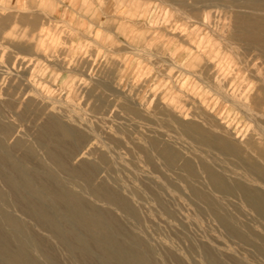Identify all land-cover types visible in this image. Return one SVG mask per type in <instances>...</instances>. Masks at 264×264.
Instances as JSON below:
<instances>
[{"label":"rangeland","instance_id":"1","mask_svg":"<svg viewBox=\"0 0 264 264\" xmlns=\"http://www.w3.org/2000/svg\"><path fill=\"white\" fill-rule=\"evenodd\" d=\"M137 3L129 12L139 19L129 15L116 19L123 33L120 41L135 54L133 70L138 85L133 86L131 94L111 86L95 94L91 107L81 116L84 127L67 125L81 133V144H76L71 135L53 133L49 122L66 123L39 110L31 97L24 98L27 89L21 88L24 79L37 70L35 62L0 65V87L7 97L0 101L4 115L0 154L6 157L0 169V186L10 194V211L26 225V231L19 235L20 230L7 222L0 206V249L7 245L10 255L16 259L21 256L18 260L3 259L0 250V262L23 264L24 256L29 264H131L133 260L132 264H139L137 255L144 254L145 264H264V188L249 186L238 178L253 171L256 176H264V155L254 147L264 148V0ZM208 10L212 11L211 21L204 24L202 14ZM176 24L189 30L203 28L199 37L190 33L197 43L191 44L180 32L170 31ZM47 63L49 68L59 67L54 61ZM86 63L100 65L99 60ZM91 70L97 72L100 82L108 84L99 68ZM5 78L7 86L3 85ZM148 84L160 87L152 94V109L145 111L140 97ZM88 99L85 96L86 103ZM60 142L66 147L74 145L77 153L69 156L65 148H56L68 168L80 169L88 176L90 187L82 191L86 201L79 208L81 213L93 215L91 207L103 206L108 209L106 218L93 215L94 221L88 223L77 219L53 194L63 189L61 180L68 172L50 163L46 149ZM20 168L35 176L31 185L7 188L1 177H18ZM44 181L52 187L42 186ZM63 190L77 198L68 186ZM105 190L127 198L135 213L123 210L119 203L117 207L115 201L104 196ZM43 213H53L50 217L55 215L56 223L59 219L57 224H62V234L67 235L58 236V230L53 231L57 224L40 217ZM79 240H84L88 249L81 248Z\"/></svg>","mask_w":264,"mask_h":264},{"label":"clouds","instance_id":"2","mask_svg":"<svg viewBox=\"0 0 264 264\" xmlns=\"http://www.w3.org/2000/svg\"><path fill=\"white\" fill-rule=\"evenodd\" d=\"M137 6V0H0V65L7 67L11 61L15 67L17 61L35 62L37 70L24 79L21 88L27 89L24 98L31 97L33 105L55 115L61 123L84 127L81 116L102 87L123 88L131 94L133 86L138 85L133 70L135 54L120 41L123 33L116 19L131 16L129 9ZM211 17L212 11H205L202 23H210ZM170 31L180 32L195 44L197 40L190 33L199 37L203 28L189 30L176 24ZM93 60H99L100 65L86 63ZM47 61L59 67L49 68ZM92 67L106 74L108 84L99 81ZM3 85L7 86V78ZM159 87L148 84L143 90L140 100L145 111L152 109V94ZM85 96L89 97L87 103ZM176 98H180L179 92ZM5 99L0 87V101ZM108 130L114 132L111 127ZM254 147L264 155V148ZM259 187L264 188V183Z\"/></svg>","mask_w":264,"mask_h":264},{"label":"bare ground","instance_id":"3","mask_svg":"<svg viewBox=\"0 0 264 264\" xmlns=\"http://www.w3.org/2000/svg\"><path fill=\"white\" fill-rule=\"evenodd\" d=\"M2 121H4V115H3V113L0 111V122H2ZM253 121H255V120H253ZM180 122V121H179ZM254 123V122H253ZM48 125H51V126H49L50 128H51V130H52V132L53 133H59V132H61V134L62 133H64V134H67V135H71L72 136V139H74V140H76V144H81L82 143V140H83V136L81 135V133L79 132V131H77L76 132V129L75 128H73V127H71V126H67V124L66 125H64V124H58L56 121H51V122H49V124ZM180 125V124H179ZM182 125V124H181ZM257 125V124H256ZM181 127V126H180ZM200 128H201V126H199ZM188 128H189V126H188ZM184 130V129H183ZM191 130V129H190ZM189 131H187L186 133H188ZM196 133V132H195ZM107 134V133H106ZM190 134H192V132H190ZM198 134V133H197ZM66 136V135H65ZM215 136H217V135H215ZM111 137H112V135H111ZM198 137L200 138V136L198 135ZM213 137V136H212ZM214 138V137H213ZM45 142V141H44ZM40 143V142H39ZM41 145H43L42 143H40ZM88 144V143H87ZM222 145H223V143H221ZM2 145V139H1V137H0V146ZM36 145V144H35ZM57 147H62V148H65V153L67 154V155H69V156H73L76 152L74 151V149H75V147H74V145H68L67 147L66 146H63L62 145V143L60 142V143H55L54 145H53V147H49V148H47L46 149V156H47V158H48V160L50 161V163L52 164V165H56V167L58 166V168H59V170H61V171H63V170H66L67 172H68V174H67V177L66 178H63L61 181H62V184H61V187L63 188V189H66V186H68L69 188H70V190L71 191H73L75 194H76V196H77V198H74L73 197V195H72V197L73 198H71V197H69L68 195H67V193L62 189L61 191L60 190H58V191H54V193L53 194H55L56 196H58L59 198H61V200L64 202V208H65V210L68 212V213H70L73 217H76L77 219L78 218H83V220H85V221H87V223L88 222H91V220H93V215L94 216H102L103 217V219L104 218H106L107 217V213H108V209L106 210V208H104L103 206L102 207H100V206H97V205H95L94 207H91L90 208V211L93 213V215H88V214H86L85 215V213L84 214H82L81 213V211H80V207H82L83 205H84V203H83V201H86L84 198H85V196L83 195V193H82V191H84L85 189H87L88 188V176L86 175V174H84V171H82V170H80V169H72V168H68V166H67V161L64 159V156H63V154L61 153V151L59 152L57 149ZM80 147V146H79ZM85 147V146H84ZM224 147L227 149V150H230V151H232V148L227 144V143H224ZM57 148V149H56ZM75 152V153H74ZM28 153H31V152H28ZM64 153V154H65ZM77 154V153H76ZM103 155H105V154H103ZM106 156V155H105ZM30 157V156H29ZM63 157V158H62ZM47 158H46V160H47ZM25 160H27V159H25ZM0 163H1V166H0V169H3L4 168V165H5V163H6V157L4 158L3 157V154L1 155L0 154ZM88 164L89 163H86V165L88 166ZM93 164V163H92ZM95 164V163H94ZM211 164V163H210ZM91 165V164H90ZM97 164H95L94 166L95 167H97L96 166ZM190 165V164H189ZM54 166H53V168H54ZM92 168V167H91ZM245 168V167H244ZM248 168V167H247ZM50 169V168H49ZM54 169H56V168H54ZM53 169V170H54ZM94 169H96V168H94ZM249 169V168H248ZM247 169V170H248ZM51 170H52V168H51ZM56 171V170H55ZM58 171V170H57ZM207 171H208V169H207ZM220 171H222V170H220ZM20 172H21V175H18V177H16V176H14V175H4L3 177H1L2 179H4V181H3V183L5 184V186H7V188H13V189H21L22 187H24L25 185H31V184H29L30 182H31V180H33L34 179V177L35 176H33V174H31L30 172H29V170L28 169H24V168H20ZM53 172V171H52ZM244 172H246L245 170H244ZM254 172V171H253ZM253 172H251V174L250 173H242L241 175H238V178L240 179V180H242V181H244L245 183H247V184H249V186L251 185V186H257V187H259V185L261 184V183H264V176H256V175H254V174H252ZM51 173V172H50ZM54 173V172H53ZM222 173H225L224 171H222ZM221 173V174H222ZM52 174V173H51ZM58 174V173H57ZM55 175V174H54ZM225 175H226V173H225ZM57 176V175H56ZM58 176H59V174H58ZM209 177V176H208ZM210 177H212L211 175H210ZM52 178H54V177H52ZM219 179V178H218ZM79 180H82V184H80L79 183ZM35 181V180H34ZM226 181V180H225ZM57 182H59L60 183V180H57ZM241 182V181H240ZM2 183V182H1ZM2 183V184H3ZM35 183V182H34ZM3 184V185H4ZM38 184V183H37ZM36 184V185H37ZM91 184V183H90ZM107 185V184H106ZM2 186V185H1ZM0 186V197H1V201H2V204H0V206H1V210H2V212L3 213H5L6 214V219H7V222H10V223H12V224H14V226H15V228L16 229H18V230H20V232L18 233L19 235H23V230H25L26 231V225L23 223V221H22V218H20L18 215H16L15 213H13V212H11L10 211V208H9V203H10V200H9V195L10 194H8L6 191H4L3 190V188ZM38 186V185H37ZM37 186H36V188H37ZM42 186H45V187H48V188H50V187H52L48 182H45L44 181V184L42 185ZM108 186V185H107ZM90 187V186H89ZM76 188H80V189H76ZM100 188H102V187H100ZM143 189V188H142ZM48 190V189H47ZM228 190H229V188H228ZM43 191V190H42ZM68 191V190H67ZM106 191V190H105ZM146 191V190H145ZM30 192V191H29ZM49 192V191H48ZM51 192V191H50ZM91 192V191H90ZM96 192V191H95ZM39 193V192H38ZM98 193V192H97ZM146 193V192H145ZM39 194H41V192L39 193ZM44 194V193H43ZM70 194V193H69ZM102 195H103V193H101ZM104 196H106L108 199H110V200H113V201H115L116 202V204L117 203H119L120 205H121V207L123 208V210H124V208H126L125 210H129L130 211V213L131 212H133V213H135V210H134V208L131 206V204H130V202L128 201V199L127 198H125L124 196H122L120 193H118V192H115V191H106V192H104ZM144 194V193H143ZM35 195H37V194H35ZM26 196V195H25ZM54 196V195H53ZM28 197V196H27ZM40 198V197H39ZM43 198V197H42ZM46 198V197H45ZM37 200V199H36ZM42 200V199H41ZM40 200V201H41ZM58 200V199H57ZM0 201V202H1ZM35 201V200H34ZM44 201V200H43ZM88 201V200H87ZM103 201H104V199H103ZM112 201V202H113ZM37 202H39L38 200H37ZM62 202V203H63ZM95 202V201H94ZM108 202V201H107ZM110 202V201H109ZM92 203V202H91ZM43 204V203H42ZM87 204H88V202H87ZM86 204V205H87ZM95 204H97L96 202H95ZM109 204V203H108ZM89 205V204H88ZM113 205H114V203H113ZM58 206V205H57ZM56 206V207H57ZM90 206V205H89ZM53 207V206H52ZM59 207V206H58ZM117 207H119L118 206V204H117ZM41 208V207H40ZM61 207H59L58 209H60ZM63 208V207H62ZM61 208V209H62ZM60 209V210H61ZM82 209H84V208H82ZM63 210V209H62ZM86 210V209H85ZM36 211H39V210H36ZM42 211H44V209L42 210ZM88 211V210H87ZM126 211V212H127ZM145 212V211H144ZM39 213V212H38ZM45 213V212H44ZM42 214L40 217H42L43 219H45L46 221H49L50 223H54V225H56L57 223H59V219H58V221H57V223H56V221L54 220L55 219V215L53 216V217H50L49 215H45V214ZM87 213H89V211L87 212ZM67 214V213H66ZM91 214V213H90ZM132 214V213H131ZM145 214V213H144ZM150 214V213H149ZM134 216H136V215H134ZM71 217V216H70ZM98 217V218H99ZM57 219V218H56ZM75 219V218H74ZM83 220H82V222H83ZM97 220V219H96ZM106 220V219H105ZM104 220V221H105ZM80 221V220H79ZM94 221V220H93ZM154 221V220H153ZM99 222V221H98ZM107 222V221H106ZM86 223V224H87ZM96 223V222H95ZM108 223V222H107ZM106 223V224H107ZM61 224V223H60ZM60 224H57L55 227V230H53V231H57L56 233L58 234V236H61V238H62V236H64V235H67V234H62L63 232L61 231V230H63L62 228H61V226H62V224H61V226H60ZM80 224V223H79ZM83 224H85V222L83 223ZM91 224V223H90ZM4 225H5V223H4ZM52 225V224H51ZM88 225V224H87ZM7 226V225H6ZM53 226V225H52ZM82 226V225H81ZM84 226V225H83ZM107 226V225H106ZM120 226V225H119ZM2 228V227H1ZM75 228V227H74ZM90 228H92V227H90ZM109 228V227H108ZM111 228V227H110ZM196 228V227H195ZM106 229V228H105ZM92 230V229H91ZM94 230V229H93ZM165 230V229H164ZM64 231V230H63ZM78 231V230H77ZM100 231H102V230H100ZM113 231H115V230H113ZM130 231V230H129ZM104 232L106 233V231L104 230ZM104 232H103V235H104ZM237 232V231H236ZM55 233V232H54ZM54 234L56 237H57V234ZM10 234H13V233H10ZM15 234V233H14ZM14 234L12 235V236H14ZM106 234H108V233H106ZM132 234H133V232H132ZM238 234V233H237ZM68 235H70V234H68ZM75 235V234H74ZM79 235V234H78ZM97 235V234H96ZM102 235V234H101ZM109 235V234H108ZM134 235V234H133ZM168 235V234H167ZM192 235V234H191ZM11 236V235H10ZM11 236V237H12ZM15 236H17V235H15ZM76 236V235H75ZM136 236V235H135ZM162 236V235H161ZM5 237V236H4ZM65 237V236H64ZM77 237V236H76ZM92 237V236H91ZM105 237V236H104ZM209 237V236H208ZM61 238H58L57 240H59V239H61ZM67 238V237H66ZM79 238V237H78ZM83 238V237H82ZM96 238V237H95ZM98 238V237H97ZM129 238V237H128ZM181 238V237H180ZM4 239V238H3ZM12 239H13V237H12ZM16 239V238H15ZM19 239H21V238H19ZM64 239V238H63ZM62 239V240H63ZM141 239V238H140ZM4 240H6V239H4ZM3 240V241H4ZM9 240H11V239H9ZM9 240H7V242H9ZM17 240H18V238H17ZM29 240V239H28ZM27 240V241H28ZM61 240V241H62ZM85 240V239H84ZM84 240H79L80 241V245H81V248L83 247V248H85V246H86V243H85V241ZM99 240H102V239H99ZM111 240V239H110ZM127 240V239H126ZM129 240H130V238H129ZM196 240V239H195ZM12 241V240H11ZM26 241V240H25ZM69 241V240H68ZM68 241H67V239L64 241L65 242V244H67L68 243ZM71 241V240H70ZM90 241V240H89ZM92 241V240H91ZM95 241V240H94ZM97 241H98V239H97ZM108 241H109V239H108ZM117 241H118V239H117ZM132 241V240H131ZM143 241V240H142ZM142 241H140L141 243H142ZM5 242V241H4ZM3 242V243H4ZM16 242H19V240L18 241H16ZM72 242V241H71ZM87 242V241H86ZM107 241H105V243H106ZM119 242H120V240H119ZM122 242V241H121ZM137 242H138V240H137ZM144 242V241H143ZM29 242H27V244H28ZM40 243V242H39ZM110 243V242H109ZM108 243V244H109ZM114 243H116V242H114ZM126 243V242H125ZM124 242L123 243H121V245L122 244H125ZM131 243V245L133 244V242H130ZM129 243V244H130ZM135 243V242H134ZM8 244V243H7ZM18 244V243H17ZM16 244V245H17ZM19 244H20V242H19ZM38 244V243H37ZM87 244H89V242L87 243ZM93 244V243H92ZM92 244H90L89 246H91ZM31 245V244H30ZM68 245V244H67ZM74 245V244H73ZM76 245H79V244H76ZM97 245H99L98 243H97ZM100 245H101V243H100ZM104 245V244H103ZM146 245V244H145ZM145 245H143V247L145 246ZM182 245V244H181ZM180 245V246H181ZM17 246H19V245H17ZM23 249H25L26 248V246L25 245H20ZM69 246V245H68ZM75 246V245H74ZM88 246V245H87ZM86 246V247H87ZM108 245H106V247H107ZM71 247V246H70ZM97 247V246H96ZM113 247V246H112ZM126 247V246H125ZM17 248V247H16ZM32 248V247H31ZM39 248V247H38ZM47 248V247H46ZM64 248V247H63ZM74 248H76V247H74ZM90 248V247H89ZM101 248V247H100ZM99 247H98V249H100ZM108 248L109 247H107V251H109L108 250ZM146 248V247H145ZM148 248V247H147ZM21 249V248H20ZM27 249V248H26ZM66 249V248H65ZM73 249V248H72ZM77 249V248H76ZM78 249H80V246H79V248ZM86 249H88V247L86 248ZM137 249H139V248H137ZM244 249V248H243ZM1 251H2V254H4V257H3V259H5V257H9L10 259L12 258V259H15V260H18V259H20V257L21 256H19L18 257V259H16L17 257H15L14 255H10V253H9V250H8V248H7V245H4L1 249H0ZM35 250V249H34ZM81 250V249H80ZM84 250V249H83ZM91 250H92V248H91ZM100 250H102V249H100ZM135 250V249H134ZM140 250H141V248H140ZM139 250V251H140ZM149 250V249H148ZM20 251V250H19ZM32 251H33V248H32ZM66 251V250H65ZM72 251V250H71ZM74 251V250H73ZM78 251V250H77ZM96 251V250H95ZM119 251V250H118ZM138 251V252H139ZM142 251V250H141ZM187 251V250H186ZM194 251V250H193ZM192 251V252H193ZM43 252V251H42ZM45 253H46V251H44ZM43 252V253H44ZM67 252H68V250H67ZM70 252V251H69ZM76 252V251H75ZM81 252V251H80ZM84 252H86V251H84ZM83 252V253H84ZM133 252H135V251H133ZM145 252H146V250H145ZM225 252V251H224ZM15 253V252H14ZM27 253V252H26ZM82 253V252H81ZM110 253V252H109ZM148 253V252H147ZM177 253V252H176ZM226 253V252H225ZM19 254V253H18ZM46 254H48V253H46ZM75 254V253H74ZM78 254V253H77ZM86 254V253H85ZM89 254V253H88ZM101 254V253H100ZM127 254V253H126ZM143 254V253H142ZM149 254H150V252H149ZM17 255V254H16ZM23 255V254H22ZM50 255V254H49ZM69 255V254H68ZM117 255V254H116ZM136 255H137V253H136ZM135 255V256H136ZM177 255V254H176ZM3 256V255H2ZM25 256H27V255H25ZM76 256V255H75ZM74 256V257H75ZM87 256V255H86ZM99 256V255H98ZM103 256V255H102ZM105 256H107V255H105ZM123 256V255H122ZM127 256V255H126ZM138 256V258H137V262H140L139 264H145V261H144V259L145 258H143L142 256H144V254L142 255V256H139V255H137ZM136 256V257H137ZM229 256V255H228ZM28 257V256H27ZM49 257V256H48ZM70 257V256H69ZM77 257V256H76ZM90 257V256H89ZM128 257V256H127ZM130 257V256H129ZM145 257V256H144ZM148 257V256H147ZM198 257V256H197ZM216 257H218V256H216ZM26 258V257H25ZM73 258V257H72ZM71 258V259H72ZM92 258V257H91ZM99 258H100V256H99ZM103 258H105V257H103ZM113 258V257H112ZM119 258V257H118ZM132 258V257H131ZM131 258H130V260H131ZM152 258V257H151ZM195 258V257H194ZM209 258H213V257H209ZM10 259H9V261H10ZM23 260H22V263L23 264H29L27 261H25L24 260V256H23V258H22ZM74 259V258H73ZM80 259V258H79ZM124 259V258H123ZM215 259V258H214ZM228 259V258H227ZM232 259V258H231ZM2 260V259H1ZM7 260V259H6ZM30 260V259H29ZM55 260V259H54ZM77 260V259H76ZM107 260H110V259H108L107 258ZM121 260V259H120ZM149 260V257H148V259H147V261ZM216 260V259H215ZM74 261V260H73ZM115 261V260H114ZM122 261V260H121ZM127 261V260H126ZM132 261V260H131ZM134 261V260H133ZM132 261V262H133ZM210 261V260H209ZM211 261H213V259L211 260ZM217 261V260H216ZM215 261V262H216ZM7 262H8V260H7ZM7 262H5V263H7ZM11 262H14V261H11ZM107 262V261H106ZM132 262H131V264H132ZM136 262V263H137ZM149 262H150V260H149ZM228 262H230V261H228ZM0 263H3V262H0ZM43 263H45V264H49V262H44L43 261ZM56 263V262H55ZM59 263V262H58ZM57 263V264H58ZM103 263H105V260H104V262ZM114 263V262H113ZM116 263V262H115ZM114 263V264H115ZM153 263V262H152ZM156 263V262H155ZM4 264V263H3ZM14 264V263H13ZM21 264V263H20ZM36 264H37V262H36ZM53 264V263H52ZM112 264V263H111ZM119 264V263H118ZM129 264V263H128ZM150 264H151V262H150ZM211 264H212V262H211ZM217 264V263H216ZM233 264V263H232Z\"/></svg>","mask_w":264,"mask_h":264}]
</instances>
